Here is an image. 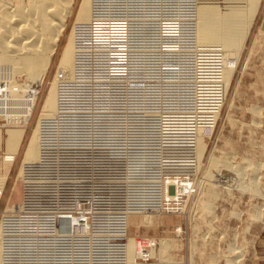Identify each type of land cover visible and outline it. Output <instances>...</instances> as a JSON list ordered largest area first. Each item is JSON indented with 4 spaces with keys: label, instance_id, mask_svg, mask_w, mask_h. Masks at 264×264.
<instances>
[{
    "label": "rangeland",
    "instance_id": "rangeland-1",
    "mask_svg": "<svg viewBox=\"0 0 264 264\" xmlns=\"http://www.w3.org/2000/svg\"><path fill=\"white\" fill-rule=\"evenodd\" d=\"M184 1L186 0H180V8L178 6L173 8V13L180 12L179 16L177 15L179 19H183L181 8L184 7ZM80 2L81 0H75L72 14L58 42L29 123L26 126L0 124L2 135L4 136L6 132L5 151L0 153L1 177L7 172L8 158L16 152L12 160L13 164L9 166L8 180L0 200V224L5 217H15L9 231L11 235L8 234L4 245L6 264L31 262L30 235L28 228H25L28 227L26 221L28 208L25 206L23 210L17 209L14 214L12 212L5 214L4 209L14 184L20 188L21 180L16 181V178L36 120L40 112L48 106V100L57 94L56 87L51 84L68 34L72 31L75 12L78 11ZM186 3H193L197 9L204 12L206 25L203 31L213 37L216 44L214 48H219L222 54L220 57L222 74L229 75L231 71L227 81L228 87L225 94L223 93L221 107L217 115H214L212 131L205 135L199 131L196 133L197 127L195 128L196 139L191 145L196 156L193 167L194 192L183 205V212L173 216L158 215L154 212L142 215L128 214L126 239L127 242L128 239L134 240V237L165 241L164 247L169 248L166 252L168 256H164L166 260L162 261L165 259L163 256L158 259L156 254L150 263L234 264L235 261V264H264V200H262L264 198V0H187ZM165 8L172 15V10ZM119 10L121 16L126 13L128 18L135 16L136 12L134 10L131 12V7H127L126 10L120 7ZM154 11L159 14L163 9L156 8ZM162 16V27L176 25L169 16L167 18L166 15ZM88 23L82 34L86 38V48L90 42V22ZM127 27L128 30L135 31L139 28V24L127 23ZM106 28L103 26L102 30L95 33V37L108 39ZM204 48L213 47L209 45ZM100 52H102L101 47ZM178 56L179 54H171L174 59ZM19 81L20 84L24 83L22 79ZM88 81L90 83V76H87ZM58 82L64 81L58 80ZM195 85L198 93L197 83ZM72 100L76 101L75 96ZM95 103H91L90 97H87L85 111L90 112V115ZM155 120L154 118L148 122ZM184 121L183 117H177L171 123L173 128L177 129ZM55 126L56 124L53 125ZM58 127V132L52 136V151L50 150L51 154L47 159L50 176L52 179H61L66 192H90L96 209L104 207L103 196L110 197V214L95 216V226L98 231L103 232L106 221L113 223L112 221L117 219V210L124 206V202L127 206H131V202L140 201L134 200L136 196L150 198L154 184L163 170L152 158L153 151L148 146L143 147L140 163L130 158L129 152L109 151L105 144L102 119L94 122V119L90 118L83 122L81 127L84 136L77 140L78 143L80 141L88 145L73 148L70 152L57 153L55 143H63L66 140L65 131L72 129L65 124H60ZM75 141V137L72 136L71 142ZM233 169L237 171L235 178L239 183L236 190L231 187L232 181H228L230 182L228 187L216 185L218 187L212 188V192L204 179L205 176L214 175L218 179L223 178L224 181L226 180L224 175ZM239 170L243 172L241 175L238 173ZM255 180H257L256 191L251 192L248 188ZM20 191L22 192L21 188ZM165 196L168 197V194ZM82 207H85V204H82ZM257 212H260L258 213L260 217L256 215ZM146 215L153 218L152 221L149 219L151 223L147 221ZM143 216L146 218L143 219ZM130 217L139 219V222L131 224ZM19 225L23 228H18ZM128 264L133 263L128 262Z\"/></svg>",
    "mask_w": 264,
    "mask_h": 264
},
{
    "label": "built area",
    "instance_id": "built-area-1",
    "mask_svg": "<svg viewBox=\"0 0 264 264\" xmlns=\"http://www.w3.org/2000/svg\"><path fill=\"white\" fill-rule=\"evenodd\" d=\"M115 1L117 8L126 10L131 7L132 11H136L131 18L126 13L120 15L116 20L117 25L113 19L110 20L108 37L118 29L120 40L111 39L110 44L101 47V54L113 57L110 61L119 67L118 80L110 84L107 82L108 89H99L98 93L90 89L87 76H90L91 53L84 55L83 51L87 48L86 38L82 35L89 23L82 25L76 32L77 37H83V40L78 39L82 44V47L78 44V48L82 52L78 54L75 63L76 79L69 83L64 79L61 86L62 115L41 123L40 160L25 168L20 181L23 201L18 210H23L25 206L28 208L30 264H125L127 215L179 211L183 196L177 195L174 187H184L186 194L193 192L190 187L193 184L194 156L189 146L190 136L194 135L198 125L208 131L211 115L219 111L223 102L224 95L216 81L217 75H214L221 66L219 49L204 48L196 53L199 59L193 58L194 55H186V50L190 49L187 32L190 13L187 14L186 9L181 16L183 19H176L174 17L179 14L173 13L174 0ZM165 7L172 10V15ZM156 8L163 9V12L156 14ZM161 14L166 15L165 18L169 16L176 25L185 23L180 28L176 25L162 27ZM127 23L139 24V28L129 31ZM93 25L90 34L100 30ZM95 40L100 42L101 38ZM87 45L89 47L90 42ZM92 51L96 56L100 47L95 46ZM172 53L179 56L174 59ZM183 79L187 81L183 82ZM93 80H97L96 76L92 77ZM119 81L126 82L125 89L119 88ZM195 83L199 88L198 93ZM17 90H10L0 80V120L8 125L16 124L15 114L26 108L24 100L15 94ZM74 96L76 102L72 100ZM88 96L91 103L98 102L92 109V115L85 111ZM218 106V111L214 113ZM177 117H183L185 121L176 129L171 122ZM90 118L94 122L102 119L105 144L109 151L129 152V157L140 163L143 147L148 146L153 151L152 158L163 170L154 184L150 198L136 196L134 200L140 201L131 202V206L124 202V206L117 210V219L113 223L106 221L103 232L97 230L95 216L110 214V197L103 196L104 207L96 209L90 192H66L61 179L51 178L47 160L52 151V136L58 132L60 124L69 125L72 129L65 131L66 140L63 143H55L57 153L70 152L73 148L88 145L80 141L78 143L77 140L84 136L81 127ZM154 118L155 121L148 122ZM72 136L75 142H71ZM164 193L168 197H164ZM13 218L15 220L13 216L5 217L1 222L7 234L14 224ZM74 219L84 224L87 234L68 237L67 232L71 228L68 223L72 225ZM18 228H22V225ZM134 238L135 258L132 263L149 264L154 255L142 252L154 248L155 243L150 238ZM6 259L5 255L4 264Z\"/></svg>",
    "mask_w": 264,
    "mask_h": 264
},
{
    "label": "bare ground",
    "instance_id": "bare-ground-1",
    "mask_svg": "<svg viewBox=\"0 0 264 264\" xmlns=\"http://www.w3.org/2000/svg\"><path fill=\"white\" fill-rule=\"evenodd\" d=\"M110 1H114V2L111 3ZM186 2L187 0L184 1V7L181 8V11H184V9H186L187 14L191 13L187 21V23L190 26L187 28L188 29L187 32L189 33L188 41L190 43L189 46L190 49L186 50V52H188L186 53V55H190V56L194 55L193 58L194 57L197 58L198 55L196 53L202 51L205 46L210 45L213 47V49H216L217 47L214 48L215 40L213 39V37H211L209 34L203 31V27L204 25H206L204 24V18H205L203 14L204 12H201L199 9H197L193 3H186ZM74 5H75V0H0V80L5 85H7L10 90H12L13 88H17L18 90L17 92H15V94L18 95V98L24 100V104L26 105L24 111H22L21 113L17 112L15 114L14 118L15 120H17L15 121L16 124L8 125L5 124L3 121L0 124H4L5 126H16V125L26 126L29 123L30 118L32 116V112L35 108L37 98L40 93V89L43 85L45 77L48 74L49 68L54 58L56 48L58 46V42L60 41L63 31L67 25L68 18L72 14ZM176 6H178L179 8L181 7L180 0H174L172 9ZM119 9L120 8H117V3L115 0H81L80 4L78 5V11L75 12V16H74V24H72L73 25L72 31L68 34V39L63 48L61 60L59 62L56 73L53 77L54 79L51 84V86L56 87L57 94L56 96L48 100V106H46L44 109L42 108L43 110L40 112V115L36 120V125L33 129L32 135L25 148V153L23 156L22 164L19 170V174L16 178V181L22 179V177L20 176L23 175L26 167L40 160V156H41L40 142H41V128H42L41 123L56 118L57 116L60 117L62 115L61 109H62L63 99L61 98L60 94L62 91L61 86L63 85V83L58 82V80L64 81L65 79L66 83H69L76 79L75 63L79 58L78 56L82 52L81 49L78 48V44H80L82 47V44L81 42H78L80 41L78 39L81 38V40H83V37H79V36L77 37L76 32L78 28L90 22V29L92 24H94L93 26L99 28L100 30H102L103 26H106L107 27L106 32H107V29L111 23L110 22L111 19H113V22L117 25L116 20L120 18L121 15ZM178 16L176 17V19L178 18ZM181 23L183 25L185 22H181ZM182 25L178 24L176 25V27L180 28V26L182 27ZM94 35L95 34H90V50L88 47L86 51H83V53L84 55H90L91 53L90 89L93 92L98 93L99 89H108V85L110 83L118 80L117 73L119 67L117 68L116 64L110 61L111 59H113V57H109L108 54L107 56H103L101 54L102 52H98V55L95 56V54H93L95 52H93L92 50L95 46L106 47L108 44L112 42L111 39L118 38L120 40V31L118 29L115 30L113 34L110 37H108V39H101L100 42H97V40H95L96 37ZM218 53L219 56L222 57V54L219 51ZM222 71L223 69L220 66V69L218 68V71L215 72L214 75H217L216 81L219 84V87L223 95L226 88L228 87L227 81H229L231 71H229V75H223ZM110 72L112 73L111 74L112 77L110 76ZM94 76H96L97 80L91 81L92 77ZM16 78H19V80L22 79L24 83L20 84V81ZM182 81L186 82L187 80L183 79ZM125 87H126V82L119 81V88L122 90L125 89ZM195 90H196V85H195ZM219 106L216 107L214 113L218 111ZM256 109L257 108H254V110ZM214 115L215 114L211 115L212 119H211V124L207 127L208 131H206V128H203L204 126L198 125L196 126L197 127L196 133L199 131V133L208 135L213 128L212 122ZM195 120L198 121L197 118ZM195 139H196L195 135L190 136L189 146L191 151L193 150L191 145L194 143ZM162 140H165V138H163ZM192 154L194 156V161H195L196 156L193 151ZM15 155L16 152L12 153V155L8 158V166L6 170L7 172L3 177L0 176V200L3 196L5 185L8 180V169L9 166H12L13 164L12 160ZM240 171L241 170H239L238 173H240L241 175V173L243 172ZM224 176L226 178V180L224 181L222 180L223 178L218 179L214 175H209V174H207L204 179L208 183L209 185L208 187L211 188V190L212 188L215 189L220 185L228 187V183L230 184L231 181H232L231 187H233V189L236 190L237 186H239L238 180L235 178L237 176V171L233 169L229 173H226V175ZM193 177L194 174L191 177L192 183H193ZM217 179L220 180V182H218ZM256 182L257 180L250 183L249 185L250 187L248 186L249 191L252 192L256 189L257 187ZM239 188L240 187H238V189ZM174 189L177 195L183 196L182 197L183 202L180 205L179 211L176 212L159 211V213L156 212L155 214L158 215L166 214L173 216V215H179L183 212V208H184L183 205L187 202V200L190 197L193 196L194 186L192 184V186L190 187V189L193 190V192L190 194H186L185 193L186 189L178 185H176ZM163 196L165 197V193L163 194ZM214 196L215 194L213 195V197ZM262 200H264V198ZM22 201H23V193L20 191V188L17 187V184H14L11 190L10 197L7 199L6 202V206L4 209L5 214H7L6 212H12V214L16 213L15 211L21 208ZM263 207H264V203H263ZM258 213L260 212H257L256 215L260 217L259 216L260 214ZM133 214L142 215L143 213H133ZM127 218L128 216L126 217V222H125L126 225H127ZM142 218L145 219L144 216ZM149 219L152 221L153 218L147 216V221L151 223ZM138 222L139 219L137 220L136 218L130 217L131 224H137ZM144 223L142 222V224ZM68 226L71 227L67 232L69 238H73L75 236H83L88 233V230L86 229V227H84V224L81 223L80 220L78 219L77 221L76 219H74L72 225L68 223ZM7 236H8L7 229L5 228L4 223H1L0 224V264H4L5 255L3 252H4L5 239ZM152 242L155 243L154 248L150 247V249L144 250L142 253H147L149 254V256L157 254L156 256H158V259H160L161 256H163V258L168 256L166 252L168 251L167 249L169 248L164 247L163 242L165 241L161 242V241L153 240ZM134 248H135L134 240L129 241L128 239L127 242L126 239V245L124 249L125 264H128V262L130 263L133 262L135 258ZM165 260L166 258L162 261ZM158 261L162 262L160 260ZM149 264H157V262L149 263Z\"/></svg>",
    "mask_w": 264,
    "mask_h": 264
},
{
    "label": "crops",
    "instance_id": "crops-1",
    "mask_svg": "<svg viewBox=\"0 0 264 264\" xmlns=\"http://www.w3.org/2000/svg\"><path fill=\"white\" fill-rule=\"evenodd\" d=\"M0 123H1V120H0ZM0 138H1V140H0V153H3L4 151H5V139H6V132H5V135L3 136L2 135V132H1V130H0ZM1 155V154H0ZM0 209H1V207H0Z\"/></svg>",
    "mask_w": 264,
    "mask_h": 264
}]
</instances>
